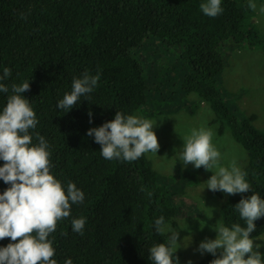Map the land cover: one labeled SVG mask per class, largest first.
Here are the masks:
<instances>
[{
	"label": "trees",
	"instance_id": "trees-1",
	"mask_svg": "<svg viewBox=\"0 0 264 264\" xmlns=\"http://www.w3.org/2000/svg\"><path fill=\"white\" fill-rule=\"evenodd\" d=\"M207 0H0V75L5 67L11 76L0 81L9 87L0 93V112L12 95L11 85L30 83L23 95L36 113L35 133L49 145L50 174L67 194L74 183L84 201L72 204L70 216L57 222L48 237L64 264H152L149 249L167 243L155 232V220L173 222L177 211L168 192L157 185V176L145 154L135 161L107 160L100 145L87 136L89 129L114 119L116 112L132 115L143 108L146 119L160 114V102L151 99L144 70L134 56L151 39L182 49L180 60L186 74L181 90L209 103L233 140L247 153L242 169L250 192L230 195L220 213L225 226L246 227L235 209L242 196L258 193L264 199V130L253 126L255 116L242 120L224 103L216 82L225 69L221 47L233 51L262 48L264 36L256 26L250 0H221L223 12L212 18L200 9ZM85 73L99 75L87 98L68 112L57 107L72 90L74 79ZM191 116L196 106L182 105ZM155 108V111L151 109ZM89 111L92 116L89 117ZM91 119V123L89 122ZM4 164L0 161V167ZM204 168L184 174L196 183ZM9 187L0 180V194ZM86 220L83 235L72 230V220ZM255 239L264 235V217L255 221ZM18 242V241H16ZM14 243L0 240V247ZM261 253L264 254V248ZM207 256L199 264H210ZM264 261V256H262Z\"/></svg>",
	"mask_w": 264,
	"mask_h": 264
},
{
	"label": "clouds",
	"instance_id": "clouds-1",
	"mask_svg": "<svg viewBox=\"0 0 264 264\" xmlns=\"http://www.w3.org/2000/svg\"><path fill=\"white\" fill-rule=\"evenodd\" d=\"M248 8L255 11L257 5L250 0ZM200 9L212 18L223 12L221 0H207L200 5ZM11 74V69L5 67L0 81ZM99 78V75L85 73L82 78L74 79L71 92L64 95L57 107L67 112L71 110L81 97L87 98L93 92ZM11 91L13 94L0 112V161L4 162L0 167V180L9 185L0 194V240L10 238L14 243L0 247V264H57L52 259L55 249L48 237L56 231L58 221L70 216L72 204L83 203L84 193L69 182L66 194L62 184L50 174L49 145L45 138L35 133L38 144H33L30 130L36 128L38 120L29 100L21 95L30 91V83L12 84ZM8 92L9 87L0 83V93ZM88 115L91 117L92 112L89 111ZM89 122H92L91 119ZM153 128L149 120L116 112L113 120L89 129L87 136L93 137L94 142L100 145L103 158L131 162L145 153L157 154L159 151L160 145ZM212 138V130L205 128L193 129L190 135L184 137L179 152L183 165L191 164L195 169L204 168L212 172L205 184L214 193H249L246 173L235 161L228 166L221 164V153L213 145ZM235 209L246 227L234 223L229 228L221 217L212 227L216 238H206L197 251L201 255L209 253L215 257L210 264H264V254L260 251L264 243H254L251 238L256 230L255 221L264 217V199L258 193L246 198L242 196ZM71 223L72 230L83 235L86 220L73 219ZM154 228L157 234L166 235L167 243L151 247L149 260L152 264H179L176 255L180 248L179 231L172 229L163 216L155 220ZM64 264H72V260L67 259Z\"/></svg>",
	"mask_w": 264,
	"mask_h": 264
},
{
	"label": "rangeland",
	"instance_id": "rangeland-1",
	"mask_svg": "<svg viewBox=\"0 0 264 264\" xmlns=\"http://www.w3.org/2000/svg\"><path fill=\"white\" fill-rule=\"evenodd\" d=\"M253 2L257 5L254 11L256 26L264 36V11H261L264 0ZM164 42L148 40L134 56L144 70L151 99L167 100L164 104L159 103L160 114L154 118H144L143 108L133 116L149 120L154 125L160 149L157 154L145 153V156L157 176V185L167 190L169 202L177 211L174 223L167 224L179 231L180 248L176 253L179 264H199L202 259L212 256L209 253L201 255L197 248L206 238H216L212 227L222 217L220 209L230 195L207 189L205 182L213 173L205 169L197 175L194 185L189 183L184 174L195 167L191 164L185 167L179 158L184 137L190 135L193 129H210L213 132L212 143L221 153L222 165L228 166L235 161L242 170L248 158L245 150L233 140L228 126L224 125L222 134H219L222 123L216 119L209 103L195 94L182 92L181 85L186 74L185 64L180 60L182 49ZM220 49L226 65L216 87L224 103L238 120L254 115L253 126L264 130V50H249L244 46L230 51L228 45ZM183 104L196 106L193 116ZM151 109L155 111V108ZM254 243H264V235L255 238Z\"/></svg>",
	"mask_w": 264,
	"mask_h": 264
}]
</instances>
